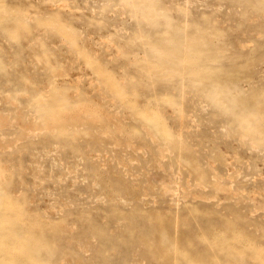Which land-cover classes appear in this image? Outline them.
<instances>
[{"label": "rangeland", "instance_id": "374dc122", "mask_svg": "<svg viewBox=\"0 0 264 264\" xmlns=\"http://www.w3.org/2000/svg\"><path fill=\"white\" fill-rule=\"evenodd\" d=\"M118 2L0 0V264H264V0Z\"/></svg>", "mask_w": 264, "mask_h": 264}, {"label": "bare ground", "instance_id": "6f19581e", "mask_svg": "<svg viewBox=\"0 0 264 264\" xmlns=\"http://www.w3.org/2000/svg\"><path fill=\"white\" fill-rule=\"evenodd\" d=\"M183 4L188 3V2H193L194 0H182ZM108 3V2H106ZM184 4V5H185ZM110 9H112L114 12L119 13L120 11H124L126 8H128V10L132 15H135L134 17H138L141 23H145V22H149V21H153L152 19H148L149 14H151V12H155L154 8H153V0H140L139 3L135 4L132 1H128V0H119L118 3H114V4H110L109 5ZM181 5H177V8L179 11L178 13L181 14L182 17H186V12L182 10ZM140 10H142V15L139 17L137 16V12H139ZM156 13H160V11H157ZM200 21L197 20L196 23H199ZM114 30V28H113ZM115 30L120 33V30H118V28H115ZM177 30V29H176ZM99 44H102L103 46H105L104 48L108 49V48H114V50L119 51L118 47L114 46V44H112L110 42V39L107 38H101V40L99 41ZM147 51H152L153 49L150 47L148 49H146ZM157 76H152V78H156ZM91 83V81H90Z\"/></svg>", "mask_w": 264, "mask_h": 264}]
</instances>
